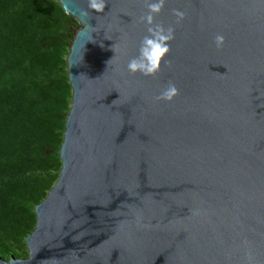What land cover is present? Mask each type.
Here are the masks:
<instances>
[{
  "label": "water",
  "instance_id": "95a60500",
  "mask_svg": "<svg viewBox=\"0 0 264 264\" xmlns=\"http://www.w3.org/2000/svg\"><path fill=\"white\" fill-rule=\"evenodd\" d=\"M55 1L78 23L61 165L27 256L0 264H264V0H166L155 77L127 69L146 0Z\"/></svg>",
  "mask_w": 264,
  "mask_h": 264
},
{
  "label": "trees",
  "instance_id": "16d2710c",
  "mask_svg": "<svg viewBox=\"0 0 264 264\" xmlns=\"http://www.w3.org/2000/svg\"><path fill=\"white\" fill-rule=\"evenodd\" d=\"M75 23L55 0H0L1 257L31 232L58 176Z\"/></svg>",
  "mask_w": 264,
  "mask_h": 264
},
{
  "label": "clouds",
  "instance_id": "9594fccd",
  "mask_svg": "<svg viewBox=\"0 0 264 264\" xmlns=\"http://www.w3.org/2000/svg\"><path fill=\"white\" fill-rule=\"evenodd\" d=\"M106 2L107 0H87L88 10H82L81 16H88L89 10L103 13ZM165 3L166 0H146L148 11L141 17V20L148 25V35L142 39L138 55L127 64V69L132 74L140 73L145 77H155L161 71L162 62L166 65L170 64V61H166L165 58L171 50L170 42L175 39V29L165 28L162 24L155 23V17L162 12ZM173 14L177 17V23L181 22L186 15L180 10H174ZM214 42L217 49H220L224 45L225 38L218 34ZM178 95L179 89L175 84L169 83L157 99L171 102Z\"/></svg>",
  "mask_w": 264,
  "mask_h": 264
},
{
  "label": "rangeland",
  "instance_id": "374dc122",
  "mask_svg": "<svg viewBox=\"0 0 264 264\" xmlns=\"http://www.w3.org/2000/svg\"><path fill=\"white\" fill-rule=\"evenodd\" d=\"M74 33L75 31L78 29V23H75L74 24ZM68 112V111H67ZM60 161V160H59ZM60 165H61V162H60ZM60 168V167H59ZM53 173H55V170L52 171ZM59 173V169L57 170V174ZM58 177V176H57ZM57 179V178H56ZM55 182V181H54ZM53 185V184H52ZM51 188V187H50ZM49 188V189H50ZM48 189V190H49ZM14 253H10L8 256L6 257H2L4 259H9L11 256H14V257H20V258H24L27 256V246H26V243H25V237L24 238H20L19 239V242H17V244H14V246L12 247Z\"/></svg>",
  "mask_w": 264,
  "mask_h": 264
}]
</instances>
